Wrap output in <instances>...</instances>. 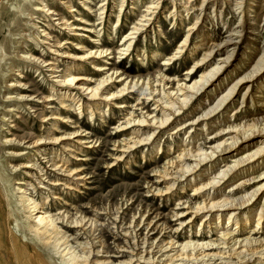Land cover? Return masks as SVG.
Here are the masks:
<instances>
[{
	"label": "bare ground",
	"instance_id": "1",
	"mask_svg": "<svg viewBox=\"0 0 264 264\" xmlns=\"http://www.w3.org/2000/svg\"><path fill=\"white\" fill-rule=\"evenodd\" d=\"M40 1L41 3L36 5V13L49 18L55 26H62L61 31L69 36L82 39L87 36H81L80 33H76L77 31L93 35L98 33L95 31V24L84 18L78 17L75 21L81 25H74L64 17H59L56 9L52 8L58 2L67 7L70 14L76 12L75 6H68L67 0ZM126 1H119L121 6L118 23L123 17L122 11ZM210 1H202L199 8L201 12L194 16V24L187 29L185 38L176 52L163 61L161 65L163 69L157 72V76L149 72L146 76L133 75L129 71L122 72L120 69L109 67L113 66L109 61L114 55L123 60L131 56L136 41L147 31L148 24L154 22L163 9L165 0H155L149 6L148 12L140 20L147 23L137 22V26L132 27L130 32L123 36V42L117 52L107 47L106 43L98 46L100 40L95 39L91 41L96 43L93 44L95 48L86 50L76 44L78 48L75 49L79 52L68 53L66 45L74 46L72 45L74 43L66 40L64 42L61 37H55V43L52 44L49 41L54 38L50 33H46V30L40 33L44 41H40L36 38L37 33L32 32L33 39L41 44L43 50L40 46L27 49L23 44L32 42L26 39L27 35L23 31L21 37L17 32L23 28L24 19L30 21L38 19L33 17V13L26 14L30 12V4L33 2L7 0V3L0 4V90L5 87L8 92V95L0 97V102L12 104L3 108L5 115L1 121L6 125L4 120L13 113H16L17 119H22L18 117V110L19 105H23L24 109L33 114L32 117L43 126L50 125L49 133L59 131L58 122L66 126L75 124L77 128L74 132L61 136L48 134V129H44L40 135L28 134V137L10 135V131L7 130L8 134L2 138V145L19 149L14 153L8 151L6 155L11 157V160L22 157L32 159L28 157L32 151L37 160L35 159L34 163L20 165V168L35 171L24 173L27 178L24 182L13 180V177L7 174L16 170V166L0 163V171L5 177L4 182H7L11 190L7 193L9 198L6 202L14 208L8 212L6 208L0 206V264L20 263L24 258L29 260V264H47L45 255L51 261L54 260L55 264H264V202L259 206L256 204L263 193V188H256L250 192L244 190L245 186L256 179L249 178L250 173L258 171L264 165V111H261L264 109V36L255 28L256 23L251 22V16L245 10L246 7L253 8L258 0H213V13L218 12L214 17L219 16L221 23L222 10H218L221 7L231 8L235 17H238V25L229 26L225 32L226 36L222 37L220 42H214L206 31L208 20H205L203 13ZM248 1L253 4L248 5ZM85 2L83 9L91 11L92 9L87 7V1ZM105 2L101 4L102 14L107 10ZM186 4L189 5L190 2L187 1ZM188 5L182 7L188 12L186 16L194 9ZM173 8L176 9L175 4ZM173 13H175L173 20H176L178 14L184 19L181 11L176 13L174 10ZM90 14L87 12L85 15L90 17ZM210 16V20L214 22L213 14ZM39 23L40 21L34 23L32 27L36 30ZM223 24L228 26L225 22ZM196 35L198 37H195ZM194 38L199 40L190 49ZM16 43H19L16 48L19 51L14 58L22 63L20 67L23 70L20 73L12 65L10 71L7 69L8 54L15 49ZM52 47L60 50L51 49ZM188 49L193 56L200 50L202 54L201 58L194 59L192 68L186 73L187 82H182L177 80V77H172L178 72L173 70L172 66L184 58ZM52 53H56L57 58L47 60V56ZM82 62L88 64L89 70L93 72L92 76L75 75L83 71ZM25 69L28 71L35 69L36 73L39 72V77L50 78L49 81L53 84L50 96L37 94L34 97L21 94L33 87L32 84L25 82L27 78L23 75ZM141 70L144 71L143 68ZM11 73H14L13 77ZM158 82L161 85H158ZM169 84H175L176 88L168 90ZM14 91L18 93L15 94ZM133 94L136 96L134 101L137 106L154 101L157 108L153 110L159 111L161 116L144 114L140 109L137 111L141 117L137 118L132 112H127L128 109H135L128 102L132 99L129 96ZM238 96H241V100L236 99ZM36 98L39 99L35 105L43 106L39 112L33 110L35 107H28ZM126 98L127 102L124 101ZM142 100L144 101L141 102ZM44 104H47L46 107ZM247 104L255 107L256 115L249 117L247 121H240L239 114H246L248 109L244 113L243 109L247 108ZM48 109L51 111L45 114L44 110ZM104 109L106 112L112 109L127 112L113 129L117 134H125L131 130L129 138L116 142L118 145L114 151H119L122 156L113 158L115 164L112 163L110 168L117 166L119 162L129 164L126 158L129 157L131 162L140 147L146 149L148 147L151 152L163 155L162 138L168 135V138L174 141L184 132L186 140L179 146L178 154L170 157L162 167L153 169L155 177L161 179V182L155 183L166 182L167 186L160 188L151 185L149 191L163 199L168 196L172 199L177 191L178 194L192 191L195 198L201 199L199 202H193V199L179 200L176 210L185 209L187 213L177 212L173 213V216L177 218L176 220L190 215L191 218L181 221L176 230H171L166 223H159L160 220H152L146 225L147 233L143 239L142 233L138 234L135 229L143 225V220L132 227L133 222L125 223L124 218L120 219L119 215L116 212L112 213L108 207L104 208L106 214L95 212V216L106 215L107 218H111L114 233H119L116 235L118 240L122 237L126 239L125 246L114 245L113 253L112 247L104 240L106 224L100 223L96 218H87L84 214L87 206H75L72 212L73 203L69 202L76 194L74 198L79 202L84 198L82 196L85 194L84 190L95 189L88 186L92 184V174L88 173L87 168L81 166L82 164L77 166L72 163V160L81 163L89 161V155L79 158L85 151L83 149H94L95 144L99 142L91 131L92 128L83 131L82 117L77 116L89 111L90 127L95 116L106 115ZM73 117H77L79 121L77 123L72 121ZM224 124L228 125L226 129L222 128ZM218 125L221 129H216ZM8 127L15 128L13 124ZM143 127H150L153 132L143 136L144 132L140 129ZM197 128L200 129L197 131ZM226 134L231 136L220 143L208 145L212 144L218 135ZM8 135L12 137L9 139ZM173 144L169 145V148L166 147L169 152L174 151ZM24 149L29 151L25 152ZM146 155L143 154V159ZM46 175L48 177L45 178ZM262 176L264 172L257 178ZM235 180L237 181L234 182ZM0 202H4L1 192ZM6 214L14 217V221L10 217L7 221L17 225L20 236L11 232L7 237L4 230ZM202 214L204 216L201 217L200 226L208 223V234L212 233L211 235L218 236V239L206 240L204 238L206 235L199 228L197 235L190 234L187 240L176 241L174 236H179L180 228L185 227V224L192 228L197 217ZM160 217L161 214H157L155 219ZM158 230L161 236L167 233L165 234L167 242L151 237ZM260 230H263V236L253 237ZM246 234L247 236H244ZM217 249L219 251H216ZM27 251H33L35 257L28 256Z\"/></svg>",
	"mask_w": 264,
	"mask_h": 264
},
{
	"label": "rangeland",
	"instance_id": "2",
	"mask_svg": "<svg viewBox=\"0 0 264 264\" xmlns=\"http://www.w3.org/2000/svg\"><path fill=\"white\" fill-rule=\"evenodd\" d=\"M33 3L31 5V10L30 14H34L35 21H30L29 19H24L23 20V28L20 30V32H17L19 37H21L22 31L27 35L26 39L32 42H25L23 45H26L27 49L31 48H37V46L41 47V44L37 42L36 40L33 39V34L32 32L37 33L36 38H38L40 41H44V38L41 36V31L46 30V33H50L51 36L54 38L52 39L51 42L52 44L55 43V37H61L62 41H71V43H74L71 45H66V51L68 53H74V52H79L77 51L78 45L86 48V50L95 48L93 46V43L91 41L95 39H99L100 45L101 46L103 43L107 44V47H110V49L113 51H118V47L122 44L123 42V36L128 34L130 32V29L134 26H137L136 23L140 22V20L143 18L142 16L146 15L148 12L149 6L155 2V0H127L125 3V6L123 8V17L121 19V22L118 23V14L120 10L121 3L119 2L120 0H67L68 6L73 5L75 6L76 12L70 14L69 9L67 7H63L60 2H58L57 5L52 6L53 9H56V11L59 13V17H64V19L69 20L71 24L74 25H81V23L76 22L75 20L79 18H84L86 21L91 22L92 24H95L96 32L95 35L89 34L84 31H77L76 33H80L81 36H87L82 38H76L69 36L67 33L61 31L62 26H55L54 22H51V20L42 14L36 13V9L39 3H41L40 0H31ZM70 1V2H69ZM87 1V7L91 8V11H85L83 2ZM189 1L190 4H186V2ZM165 0L163 4V9L160 10L158 13L156 19L154 22H150L148 25L147 31H145L144 34H142L138 40L136 41V46H134V51L132 52L131 56L127 58L126 60H123L122 58H118V55L112 56V60L109 62L113 66H109L112 68H117L120 69L122 72L124 71H129L130 73H133V75H144L146 76L147 73H151L154 76H157V72H161L163 67L161 65L163 64V61L167 59L169 56L173 55L176 50L178 49L179 44L184 40L185 34L187 32V29L189 26H192L195 22L194 16L198 15L201 10L202 1L203 0ZM6 2L7 0H0V4ZM107 3L106 6L107 10L105 14H102L103 12L101 11L102 5ZM86 3V2H85ZM102 4V5H101ZM176 5V9L173 8V5ZM247 4H253V2L248 1ZM192 7L194 8L193 10H190L189 16H186L188 12H185V10L182 7ZM247 5V6H248ZM213 7H214V1L211 0L209 4L206 5V8L204 10V17L205 20H208L206 23V31L209 33L211 39L214 42H220L222 37L226 36V31L229 26L231 27H236L238 25V17H235L233 12L231 11V8L224 6L223 9L222 7L219 8L218 10H222V23L219 21L218 17H214L215 14H218V12L213 13ZM11 8V7H9ZM134 8V9H132ZM176 10V13L181 11L182 16L184 19H181V17L176 16V20H173V13L174 10ZM246 13L248 12L249 15L251 16V22L256 23V29L262 33L261 35L264 36V0H258L255 2L253 8L251 7H246L245 8ZM87 12H90V17H87L85 14ZM213 14V18H215V21L210 20V15ZM80 15V16H77ZM241 16V15H240ZM54 17V16H53ZM148 17V16H146ZM182 17V18H183ZM29 18V17H27ZM38 28L35 30L32 25L34 23L39 22ZM145 21V19H144ZM176 22V23H174ZM225 22L228 26H225L223 24ZM57 23V22H55ZM103 25H99V24ZM118 23V24H117ZM146 24L147 22H140ZM139 23V24H140ZM216 24V26H213ZM218 24V25H217ZM42 27V28H41ZM87 27V26H86ZM101 28V29H100ZM65 33V34H64ZM63 35V36H62ZM96 36V37H95ZM98 36V37H97ZM6 37V35H5ZM195 37H198L196 35ZM199 39H193L192 44L190 46V49L192 48L193 44L197 42ZM47 41V40H46ZM48 42V41H47ZM78 44L77 46H75ZM19 43L15 44V49L9 52L8 54V66L7 69L8 71L10 66H14V69L16 71H19L18 73L22 72L23 68L20 67L22 63L18 62L15 60V54L17 51H19L18 48ZM57 50V48H51ZM190 49H188L187 53L184 55V58L180 61L175 62V64L172 66V69L175 71H178L177 73H174L172 77H177V80H181L182 82H187L186 81V73L189 71V69L192 68L194 59L196 58H201L202 50L198 52L197 55L193 56V54H190ZM41 50L43 48L41 47ZM58 49L57 51H59ZM54 51V50H53ZM56 53L49 54L47 56V60H52L55 59ZM155 55V56H154ZM57 58V57H56ZM139 59H145L144 61L139 60ZM60 64L62 63V59L59 62ZM57 62V64H59ZM64 63V62H63ZM82 72H77L75 75H83V76H92L93 72L89 70L88 64L82 62ZM144 69L142 71L141 69ZM24 70V74L26 75L27 78L25 79V82L30 83L33 85L32 88H30L28 91L22 92L21 94L31 96L33 95L34 97L37 96V94H43L44 96H50L51 95V87L53 86L52 82L49 81V77H39V72L36 73V70ZM12 77L14 76V73H11ZM200 74V73H199ZM9 75V72L7 73ZM17 79V78H14ZM12 80V79H10ZM153 80V78H152ZM6 81L8 82L9 80L6 78ZM158 85H161L160 82H158ZM3 86L5 83L2 84ZM159 88V87H158ZM168 90H174L176 88L175 84H169L167 86ZM160 89V88H159ZM7 89L3 87L0 90V97L2 98L3 95H8V92L6 91ZM50 91V92H49ZM15 94H17V91H14ZM259 92V90H258ZM41 97V96H40ZM131 104L130 106L134 107L136 111L132 109H128L127 112L133 113L135 117L140 118L141 115H139V111L142 109V113H147L152 115H155L157 117L161 116V113L159 111L153 110L156 105L154 101L150 102H145L144 105L140 104L137 106L136 102L134 101L136 96L135 94L129 96ZM39 99V98H38ZM37 98L35 99L34 103H30L28 107H35L33 110H37L38 112L43 109V106H38L37 104L35 105V102L38 100ZM236 99L241 100V96H238ZM124 101L127 102V98L124 99ZM142 100L141 102H143ZM48 104V103H47ZM47 104H44V107H46ZM146 104V105H145ZM11 103H1L0 102V163H3L4 165H12L16 166V170H12L11 172L7 173L10 177H13V180H18V181H27L25 180V175L27 171H30V173L33 172L31 169H23L22 167L20 168V165L22 163H34L35 159L37 158L33 155L34 152L30 154L28 157H32V159H27V157H22L19 158L18 160H11V157H7L8 151H11L14 153L15 151H19V149H13L12 147H7L2 145V138L8 134L7 132L10 131V135L14 134L18 137H28L32 134L40 135L41 133L44 132V129H48V134H54L56 136H61L64 134H70L74 132L77 128H75V124H68L66 126L65 124H61L58 122L57 128L58 132H50L49 133V128L50 125H44L41 124L38 120H35L32 115L29 114L27 109H24L23 105H19V114L18 117L22 119H17L15 114L13 113L12 115L7 116V118L4 120L6 121L3 123L1 120L4 117L5 113L3 112V108L6 106H11ZM25 105V104H24ZM53 105L54 107L58 106L57 104H50ZM157 108V107H156ZM250 108V110H249ZM100 109V108H99ZM246 114L244 113L245 110ZM101 110V109H100ZM255 107H250L247 104V108L243 109V115L242 113L239 114V119L240 121H247L250 118L256 115ZM51 111V109L48 111L44 110L45 114H49L48 112ZM261 111H264L261 110ZM104 112H106V109H104ZM127 112H119L116 109H112L111 111L106 112V115H103V117L100 116H95L92 126L90 125L89 127V121L91 119V115L89 111H85V113L82 116H77L82 117V124L81 126L83 127V131L86 129H93L91 130L99 139V142L96 143V147L94 149H83L84 152H82V156L79 158H83L86 155H89L90 157L89 161L86 162H75L72 160L73 164H76L77 166L81 165L86 167L88 173H91L92 179L91 182L92 184H89V187H94L95 189L92 190H84V193L82 196L84 198H81V201H76L74 198L76 195H74L71 199H69L70 203L72 204V212H74L73 207H77L79 205L82 206H87L84 209V214L87 216V218H96L97 220L100 221V223L106 224L105 226L107 227V230L104 231V240L107 245L111 246V251L112 253L115 252L114 245H122L125 246L124 242L126 241L125 238H120L118 240V236H116L119 233H114L115 230L114 225L111 224L113 221L111 218H107L106 215H98L95 216V212L98 214H106L104 211L105 207H108L109 209L112 210V213H115L119 215L118 217L120 219L124 218L125 223L127 222L130 224L133 222L134 224L132 227L136 226L143 220V225H141L140 228L135 229L137 230L138 234L141 235L142 233V238L147 233L146 225L154 220H160L159 223H166L169 227H171V230H176L179 228L178 224L181 223V221H187L191 218V215L188 217H183L181 219L176 220L177 218L173 216V213H181V212H186L185 209H180L176 210V204L179 203V200L183 199L182 201L190 200L193 199V202L196 201H201L199 198H195L192 194V191H186L185 194H178L179 191H177L176 196L170 199V197H160L154 195L155 193L150 192V186L153 185L154 187H160V188H165L167 184L164 182L163 184L155 183V182H161V179H158L155 177V173L153 172V169L156 167H162L164 163L170 159V157L175 156L178 154L179 146L182 144L183 141L186 140V136H184V132L181 133L182 136H179V138H175L173 141L171 138H168V135H165L162 138L161 144L164 146V154H155V152H151L152 150L147 147H140L139 151L135 152V157L132 159V161H129V157L126 158V162H129V164H125L123 162H119L118 165L114 167H109L111 166L112 163L115 164V157L122 156V153H119V151H114L117 148L116 142L121 141L122 139L129 138L130 136V131L128 130L123 133L117 134L113 128H115L120 122L119 120H123L122 118L127 114ZM247 116V117H245ZM73 117L72 121L78 122V118ZM245 117V118H244ZM237 117H235L236 120ZM238 119V120H239ZM246 119V120H244ZM9 120V122H7ZM49 122V121H48ZM50 123V122H49ZM52 123V122H51ZM4 124L5 126H2ZM13 124L15 128L9 129V125ZM57 124V122H56ZM80 125V124H79ZM219 126V127H218ZM216 129L220 128V125H218ZM226 126L228 125H223L222 128L226 129ZM2 127H4V131L2 130ZM136 128V127H135ZM143 130L145 136L147 133L153 132V129L150 127H143L140 128ZM200 128H197V131ZM214 129V130H216ZM6 130V131H5ZM8 130V131H7ZM51 130V129H50ZM220 131V130H219ZM212 134V133H211ZM210 134V135H211ZM163 135V133H162ZM161 136V135H160ZM230 134L226 135H218V137L213 141L212 144L208 145H214L215 143H220L223 140H225L227 137H230ZM12 136L8 135V138L10 139ZM72 139H74L72 137ZM201 139V138H200ZM76 140V139H75ZM176 141V142H175ZM122 142V141H121ZM173 142H175L173 144ZM159 144V142H158ZM173 144V149L174 151L169 152L168 148L169 145ZM166 145V146H165ZM122 147V146H121ZM168 147V148H166ZM19 148V147H16ZM123 149V148H119ZM22 150V149H20ZM118 150V149H117ZM25 152H28L29 150L24 149ZM88 151V152H87ZM147 151V152H146ZM146 153V157L143 159V154ZM77 157V154H75ZM229 157V156H228ZM112 158V159H111ZM229 159H234V158H229ZM225 164V163H224ZM222 164V165H224ZM158 167V168H159ZM264 172V165L258 170L253 173H250L249 178L251 177H256L255 181H253L250 185L245 186V192H250L253 191L256 188H263V193L258 198L256 201V204L258 206L264 202V176L257 178L260 173ZM35 173V171L33 172ZM48 177L47 175L45 178ZM50 178V177H49ZM5 177L3 175V172L0 171V192L2 199L4 202H0V206L3 208H6L7 211H13L14 208L6 202L7 199L9 198L7 196V193H10V188L7 186V182H4ZM27 179V178H26ZM29 181V179H28ZM235 180L234 182H236ZM150 182V184H147ZM14 187H21V186H14ZM188 198V199H187ZM75 199V200H74ZM13 208V209H12ZM70 208V207H68ZM91 208V209H89ZM94 211V212H91ZM103 212V213H102ZM118 212V213H117ZM120 212V213H119ZM187 213V212H186ZM157 214H161V217L158 219H155V216ZM144 216V218H143ZM204 214L200 215L197 217L196 222L194 223L193 227L190 228L187 224H185V227L180 228V231H178L179 236L174 238L176 241L182 242L188 239V235L194 234L197 235L198 229L200 228L202 230V233L206 235L204 238L206 240H216L218 239V236L211 235L212 233H209V224L206 223L203 226H200L201 223V217H203ZM10 217L13 221L15 220L14 217L11 215H5V227L4 230L7 233V237L10 235L12 232L14 235L20 236V232L17 231V225L13 223H9L7 221V218ZM119 219V220H120ZM224 223V222H223ZM110 224V225H109ZM109 225V226H108ZM128 226V225H127ZM127 226H124L126 228ZM144 226V227H143ZM225 226V224H224ZM133 229V228H131ZM142 229V230H140ZM251 229V228H250ZM250 229L248 231H250ZM253 229V227H252ZM14 231V232H13ZM247 231V232H248ZM263 230H260V232L256 233L253 235V237H260L263 236L262 234ZM70 234L72 232H69ZM157 233V234H156ZM215 233V231H214ZM151 234V233H150ZM156 234V235H155ZM154 235H149L153 239L158 238V240H164V242H167V233L164 234V236H161L160 230L155 231ZM209 236V237H207ZM244 236H247L244 235ZM26 241V239H24ZM39 249V248H38ZM216 251H219L218 249ZM28 256H33L35 257V254H33V251H27ZM117 255V254H114ZM105 256V255H104ZM117 257V256H115ZM44 259L48 261L47 264H55L54 260L51 261L48 256H44ZM14 264H29V260L27 258H24L23 261L20 263H14Z\"/></svg>",
	"mask_w": 264,
	"mask_h": 264
}]
</instances>
